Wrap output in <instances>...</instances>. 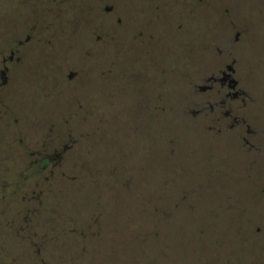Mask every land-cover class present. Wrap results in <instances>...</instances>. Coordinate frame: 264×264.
Listing matches in <instances>:
<instances>
[{
  "label": "flooded vegetation",
  "instance_id": "obj_1",
  "mask_svg": "<svg viewBox=\"0 0 264 264\" xmlns=\"http://www.w3.org/2000/svg\"><path fill=\"white\" fill-rule=\"evenodd\" d=\"M247 2L257 4L262 32L264 0H2L0 264H67L50 252L70 231L51 193L73 191L72 134L101 131L106 99L127 100L134 122L199 123L192 147L184 145L191 130L175 131L183 146L165 137L151 164L160 169L165 228L203 203L202 192H227L228 203L230 192L248 200L254 192L256 205L264 198V49L257 61L247 52L255 29L241 11ZM183 149L197 154L185 161ZM41 209L59 216L42 222ZM247 226L242 239L211 238L208 264H264V216Z\"/></svg>",
  "mask_w": 264,
  "mask_h": 264
},
{
  "label": "rangeland",
  "instance_id": "obj_2",
  "mask_svg": "<svg viewBox=\"0 0 264 264\" xmlns=\"http://www.w3.org/2000/svg\"><path fill=\"white\" fill-rule=\"evenodd\" d=\"M2 5L0 0V22ZM243 5L242 14L255 21L246 49L257 61V51L264 49V30L262 33L257 29L261 15L256 3ZM204 9L209 10L208 6ZM121 53L120 59L129 55L124 49ZM257 64L264 69V58ZM259 77L264 80V73ZM261 83L264 88V81ZM260 91L264 94V89ZM126 101L118 98L103 102L109 114L105 113L99 133L95 130L73 132V191L58 188L51 193L53 202L56 200L65 213L63 220L70 231L67 237L61 235L50 252L53 256L66 257L67 264H203L205 260L208 264L213 252L210 239L246 236L248 220L264 216V198L256 205L254 192L249 200L245 192H230L233 201L228 203L225 200L227 192H202V196L205 195L201 197L203 203L190 213L179 210L165 228L160 169L151 164L160 163L165 137L174 139L176 147L183 146L178 144L181 138L174 134L175 131L191 130L185 133L184 145L187 149L192 147L200 136L193 129L199 123L184 116L166 117L161 124L148 116L134 122L123 112ZM132 104L134 108V102ZM82 120L87 128L86 118L77 119ZM187 149L180 154L186 157L185 161L197 154L194 150L190 154ZM117 183H122L123 188ZM47 196V192L42 193V200ZM41 210L42 222L58 217L60 212L52 216ZM43 227L42 224L41 251L46 253L49 247L45 249L43 243L49 235ZM240 239L237 240L241 242ZM234 256L240 261L244 259L241 251L231 255L232 261ZM233 264L236 263L233 261Z\"/></svg>",
  "mask_w": 264,
  "mask_h": 264
}]
</instances>
